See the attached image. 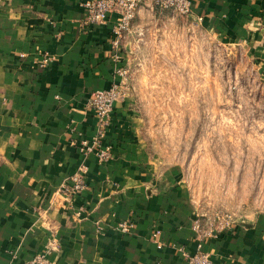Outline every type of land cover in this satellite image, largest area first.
Listing matches in <instances>:
<instances>
[{
  "label": "crops",
  "instance_id": "0c3cea01",
  "mask_svg": "<svg viewBox=\"0 0 264 264\" xmlns=\"http://www.w3.org/2000/svg\"><path fill=\"white\" fill-rule=\"evenodd\" d=\"M0 1V264H186L183 253L198 246L210 264H264V216L195 232L178 175L146 152L129 95L110 116L108 162L72 145L95 135L88 100L119 83L126 64L114 16L87 25L86 0ZM190 2L189 18L264 65V0ZM82 165L86 188L67 202L57 189Z\"/></svg>",
  "mask_w": 264,
  "mask_h": 264
},
{
  "label": "rangeland",
  "instance_id": "374dc122",
  "mask_svg": "<svg viewBox=\"0 0 264 264\" xmlns=\"http://www.w3.org/2000/svg\"><path fill=\"white\" fill-rule=\"evenodd\" d=\"M141 8L122 53L146 152L176 171L205 231L253 224L264 216V65L189 17Z\"/></svg>",
  "mask_w": 264,
  "mask_h": 264
},
{
  "label": "built area",
  "instance_id": "2783aa9c",
  "mask_svg": "<svg viewBox=\"0 0 264 264\" xmlns=\"http://www.w3.org/2000/svg\"><path fill=\"white\" fill-rule=\"evenodd\" d=\"M144 2L145 0H86L81 4V8L85 13L84 22L87 25H102L107 22L110 16H114L113 33L116 37L114 45L119 46ZM151 2L155 9L160 12H171L181 17H189L191 14L190 0H151ZM49 63L50 59L44 56L39 67L44 69ZM118 76L120 77L119 83L114 84L109 90L94 91L88 100V107L94 112L98 122L95 135L90 140L72 141V145L79 150L83 158L94 153L99 164H104L111 159V149L103 145V139L114 105L118 100L129 95L131 90L125 67L118 71ZM85 174L86 169L82 165L71 176L69 185L61 184L59 186L57 194L63 196L67 202L75 199L86 188ZM131 228L132 224L122 222L116 229L123 234H128ZM194 230L202 237L211 236L218 232L213 229L205 231L200 220H196ZM183 256L186 264H210L211 262L209 255L203 252L200 246L193 254L183 253ZM35 263L50 264L44 258H37Z\"/></svg>",
  "mask_w": 264,
  "mask_h": 264
}]
</instances>
